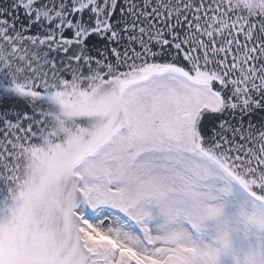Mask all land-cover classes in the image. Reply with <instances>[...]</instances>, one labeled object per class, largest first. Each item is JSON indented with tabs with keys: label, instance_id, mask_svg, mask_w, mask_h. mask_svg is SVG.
<instances>
[{
	"label": "snow or ice",
	"instance_id": "1",
	"mask_svg": "<svg viewBox=\"0 0 264 264\" xmlns=\"http://www.w3.org/2000/svg\"><path fill=\"white\" fill-rule=\"evenodd\" d=\"M0 264H264V0H0Z\"/></svg>",
	"mask_w": 264,
	"mask_h": 264
}]
</instances>
